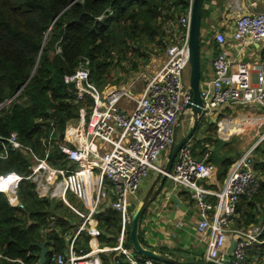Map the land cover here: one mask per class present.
Returning a JSON list of instances; mask_svg holds the SVG:
<instances>
[{"label":"built area","instance_id":"obj_1","mask_svg":"<svg viewBox=\"0 0 264 264\" xmlns=\"http://www.w3.org/2000/svg\"><path fill=\"white\" fill-rule=\"evenodd\" d=\"M190 12L191 7L172 24L182 31L180 42L169 43L165 64L143 81L140 79L145 74L138 73L122 86L101 88L91 79L88 60L65 75V83L75 85L74 95L83 103L78 120L67 124L57 145L66 164L53 166L48 161L52 141L58 140L55 129L42 156L24 145L16 132L6 139L0 137V157L20 151L31 159L27 176L15 171L0 173V193L6 195L10 204L22 206L19 189L23 182L31 180L39 198L63 202L80 219L77 230L65 234V253L47 255L50 264H103L100 254L109 250L115 252L116 264H122V259L126 264H167L142 256L126 244L133 214L129 198L135 195L149 170L156 174L162 171L160 155L166 149L169 151L174 127L188 99L185 75L190 66ZM231 38L239 45V54L246 46L264 45V11L239 15ZM215 39L221 50L212 61L213 77L201 84L205 101L201 122L211 123L217 117L219 132L223 134L227 123L237 117L228 115V109L245 108L253 112L250 120L259 128L264 127V60L232 59L224 51L228 43L226 34L218 32ZM11 101L0 104V111ZM263 140L264 132L255 145L234 159L218 190L210 188L216 166L214 147L210 145L197 157L193 143H186L168 174L177 187L191 194L200 210L197 229L207 244L206 261L210 263L245 264L249 248L264 242V223L245 229L231 227L238 216L240 200L255 196L261 189L254 152ZM71 194L76 196L79 206L69 199ZM208 196H214L215 202H210ZM107 207L121 214L123 224L120 239L111 249L103 248L99 241L97 214ZM83 233L88 235L89 251L79 244L84 240ZM231 236L235 242L232 254Z\"/></svg>","mask_w":264,"mask_h":264},{"label":"trees","instance_id":"obj_2","mask_svg":"<svg viewBox=\"0 0 264 264\" xmlns=\"http://www.w3.org/2000/svg\"><path fill=\"white\" fill-rule=\"evenodd\" d=\"M191 1L0 0V104L12 100L0 111V137L6 139L16 132L24 145L42 156L55 129L58 140L52 141L48 161L53 166L66 164L57 145L67 124L78 120L83 103L74 95L75 85L65 83V75L72 74L81 61L88 60L92 81L101 88L110 86L108 77L112 69L127 61L128 54L132 56L131 68L137 70L142 61L150 59L148 43L164 47L160 38L164 36L167 48L164 26L174 24L186 14ZM202 127L205 136L202 139L215 147L219 140L216 124L201 122ZM225 130L229 131V123ZM223 135L229 136V132ZM198 146L202 148L199 141ZM226 146L224 153L230 154ZM256 150H261V144ZM261 152L263 161L255 163L261 189L251 197L257 200H264V150ZM237 155L234 151V156L222 161L220 181L225 180ZM30 164L31 159L23 152H12L6 158L0 157V173L15 171L27 176ZM19 197L22 206H14L0 193V264H39L40 246L44 243L49 249L47 255L65 253V234H72L79 225L76 214L63 202L39 198L31 180L22 183ZM119 214L112 209L97 214L99 228L106 232L102 238L119 234ZM247 215L250 224L258 223L256 214L249 211L242 217ZM130 230L131 225L126 244L133 247ZM82 238L79 244L89 251L87 233ZM140 240L154 250L142 236ZM161 252L178 256L172 251ZM100 255L103 264H115V252ZM255 255H264V242L249 248L246 264H252ZM122 264H126L123 259Z\"/></svg>","mask_w":264,"mask_h":264},{"label":"crops","instance_id":"obj_3","mask_svg":"<svg viewBox=\"0 0 264 264\" xmlns=\"http://www.w3.org/2000/svg\"><path fill=\"white\" fill-rule=\"evenodd\" d=\"M252 4L255 5L252 6ZM263 8V0H205L201 21V61L203 66L201 84H204L205 81L213 77L212 61L221 50L215 39L218 32L226 34L228 43L225 46L224 51L230 55L232 59L237 61L242 59L244 61L264 60V45L255 44L246 46V48H243V54H239V45L233 43L231 38L235 20L239 15L256 13L261 11ZM170 29L173 33V39L180 42V39L183 36L182 31L176 25H172V23L170 24ZM228 110L231 113L233 112L231 109ZM238 113L239 111L237 110L233 113V115H238ZM224 114V112L221 113L219 117ZM211 123L217 124V117ZM240 129L241 126L238 121H229L230 133H232V131L237 133ZM186 133L187 132H185L182 137L185 136ZM217 135H219L218 132ZM204 137L205 136L203 134V136H199V139ZM207 146L208 144L202 145V148H200V146L193 147L195 156H200L203 149ZM260 161H263V159H260ZM219 169L220 168L215 166V178L213 179V183L210 185L212 190H218L224 182V180L220 181L218 178ZM156 175L157 174L155 173L152 179L149 180L151 181V184ZM163 192L176 194L182 202V205H176L171 197H158L154 202H152L144 214V224L141 227V230L144 232V240L160 254H162L161 251H172L178 254V256L174 258L183 257L201 261L206 260L207 244L202 240L201 233L197 229L198 224L201 221L200 210L195 201L192 199L191 194L187 192L185 188L177 187L172 179L167 180L164 185ZM208 199L213 203L216 200L214 196H208ZM108 209L114 210L112 207H107L100 210L99 214H105ZM249 211L257 215L258 223L250 224L248 222L250 221V217L248 215L247 218L242 217L243 214H247ZM119 215L121 217V230L115 237H110L108 239L102 238L101 244L103 248H114L120 239L123 224L122 216L121 214ZM259 223H264V200L243 198L239 205L238 216L232 223L231 227L233 229H245L252 224ZM101 232V235H106V232H103L102 230ZM232 241H234V239L231 236L230 242ZM108 244L115 245L109 246ZM108 252L114 251L109 250L102 252V254H108ZM47 263L48 262L46 260L45 264Z\"/></svg>","mask_w":264,"mask_h":264},{"label":"water","instance_id":"obj_4","mask_svg":"<svg viewBox=\"0 0 264 264\" xmlns=\"http://www.w3.org/2000/svg\"><path fill=\"white\" fill-rule=\"evenodd\" d=\"M264 1V0H263ZM205 0H192L191 12H190V30H189V94L188 99L184 104L183 111L178 117L176 125L174 127V140L170 146V149L166 155V160L162 165V171L158 172L153 180L147 193L140 201L139 205L135 208L132 214V223L130 230V239L133 247L138 254L150 257L152 259L165 262L167 264H213L206 260H194L192 258H174L168 255H163L157 251L145 247L140 240V227L141 220L145 212L149 208L152 202L158 197H171L176 205L181 206L182 202L171 192H163L164 185L167 182L168 174L172 171L175 159L181 150V148L188 143L197 132L203 114V108L205 101L201 92L202 81V68H201V21ZM187 112H190L192 117V124L188 132L182 138L178 139V133ZM228 140L219 137L217 145L214 147L213 160L215 165L220 168L222 161L229 157L227 153L223 152L224 147L227 145ZM239 155L240 152H237ZM235 247V242L232 241L229 246V253L232 254ZM41 253L39 264H45L47 260L48 248L46 243L40 246Z\"/></svg>","mask_w":264,"mask_h":264},{"label":"rangeland","instance_id":"obj_5","mask_svg":"<svg viewBox=\"0 0 264 264\" xmlns=\"http://www.w3.org/2000/svg\"><path fill=\"white\" fill-rule=\"evenodd\" d=\"M261 11H264V8ZM170 24L171 23H167L164 26V30H163V31H165V35L167 38L168 45H169V43H172V42L176 43L177 42L176 39H173V36H172L173 33L170 29ZM163 37L161 36L160 38L163 40V46L164 47L157 46L155 43H148L149 53H147V54H150V59L146 63H144L142 61V65L137 70H134L131 68L130 58L132 56H131V54H128L129 59L127 61L118 65L117 68L112 69V71L108 77L109 85L115 86V87L122 86V85L126 84V81H128L129 79H131L134 75H136L138 73L145 74V75H142L141 79H140L141 81H143L147 75L153 74L155 71L160 70L162 68V66L165 64L166 59H167V55H166V49L167 48L165 45V39ZM139 60H138V62L141 63ZM189 71H190V69L186 72V75H185L186 83H189ZM106 87H108V86H106ZM139 90H142V84H140ZM6 108H7V105L3 110H5ZM238 111H239V113H238V115H235V116H237V117H235V119H236V121H238L240 123L241 129H240V131L238 130L237 133H234L233 131H232V133H230V130H229V131H225V133L229 132V136H224L223 134H221L219 132L218 123L216 124V131L219 133V137H222V138L228 140L226 147H227V149H229L231 151L230 154L228 153L229 156H234V151H236V153L237 152L242 153V152H245L246 150H248L249 147L256 144V142L259 139V136L262 134V132H264V127L259 128L254 122H252L250 120V118L253 115L252 110L250 111V110L245 109V108H238ZM234 112L235 111H233L231 113L230 111H228L227 114L233 115ZM240 119H242V120H240ZM191 124H192V117H191L190 112H187L183 122L181 123L179 133L177 136L178 139L182 138V135L188 131L189 125H191ZM203 130H204V127H202L200 129V126H199L197 132L194 134L193 138L190 140L193 143V147H197L198 141L201 143V145L208 143V141H204L202 138L199 139V136H203V132H202ZM207 136H210V134H207ZM263 141L261 142L262 143L261 144V150H259V151L255 150V152H254L256 161H259L260 159L263 158V153L261 152L262 150H264V142ZM213 144H214V142H213ZM215 146H216V144H215ZM167 151H168V149L164 150L160 155V159L163 161V163L166 160V155L168 153ZM236 158L237 157H235V159ZM213 162H214V160H213ZM155 173H156L155 171L149 170L147 175L143 178L142 184H140L138 186V188L135 192V195L130 196V198H129V202H130L129 210L130 211L133 212L135 210V208L139 205L140 201L143 199L144 195L147 193V190L151 185V183H150L151 181H149V180L152 179V177L155 175ZM258 175H259V178H261L259 173H258ZM263 180H264V174H263ZM69 199L74 204L79 206L78 199L76 198V196L74 194L69 195ZM143 219H144V216L142 217V220H141V227L144 224ZM141 227H140V229H141ZM140 236L144 237L143 231H140ZM101 240H102V237L100 236L99 241L101 242ZM261 244H257V245L259 246ZM245 264H246V262H245ZM252 264H264V255L262 257H258V255H255V259H254Z\"/></svg>","mask_w":264,"mask_h":264},{"label":"flooded vegetation","instance_id":"obj_6","mask_svg":"<svg viewBox=\"0 0 264 264\" xmlns=\"http://www.w3.org/2000/svg\"><path fill=\"white\" fill-rule=\"evenodd\" d=\"M190 126H191V125H189V128H190ZM188 130H189V129H188ZM187 132H188V131H187ZM172 181H173V180H172ZM149 188H150V187H149ZM149 188H148V189H149ZM147 191H148V190H147Z\"/></svg>","mask_w":264,"mask_h":264}]
</instances>
